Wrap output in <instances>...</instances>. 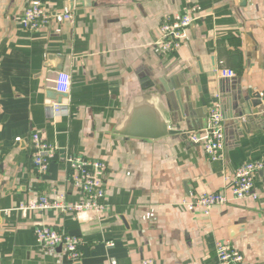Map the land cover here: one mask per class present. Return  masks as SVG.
Here are the masks:
<instances>
[{
    "label": "crops",
    "instance_id": "0c3cea01",
    "mask_svg": "<svg viewBox=\"0 0 264 264\" xmlns=\"http://www.w3.org/2000/svg\"><path fill=\"white\" fill-rule=\"evenodd\" d=\"M30 1L46 6L49 26H20ZM245 1L0 0V264H72L62 249L37 247L39 226L82 239L75 264H217V242L239 251L243 264H264V168L254 177L256 200H232L208 216L184 205L201 191L229 194L224 178L242 164L264 165V98L258 115L247 105V114L236 118L241 98L264 92V0ZM193 5L200 12L192 15L186 40L175 56L160 55L161 22ZM67 14L71 22L61 18ZM220 69L234 77H220ZM61 74L69 90L56 113L59 103L48 95ZM165 87L179 93L183 135L121 136L128 112L147 105V121L154 130L161 125L157 106L165 107ZM215 100L225 128L221 161H211L188 137L203 130ZM36 132L58 149L41 178L30 158ZM69 156L106 164L102 220L53 211L23 218L14 209L41 195L60 192L67 202L80 201L69 181Z\"/></svg>",
    "mask_w": 264,
    "mask_h": 264
},
{
    "label": "built area",
    "instance_id": "2783aa9c",
    "mask_svg": "<svg viewBox=\"0 0 264 264\" xmlns=\"http://www.w3.org/2000/svg\"><path fill=\"white\" fill-rule=\"evenodd\" d=\"M200 8L197 5L190 6L183 14L166 17L158 29L156 46L158 53L162 56H175L187 37V31L192 25L194 14H198ZM52 14L46 6L39 1H30L19 18V24L28 31H38L49 26ZM65 21H72L70 14L61 17ZM219 76L225 79L234 77L231 70L220 69ZM55 92L67 94L69 90L68 76L61 74L54 81ZM264 98V92L260 93ZM56 113L63 110L62 105L54 104ZM189 141L193 145L201 147L204 154L211 161H221L225 150V128L224 119L217 100L213 101L206 110V125L198 133L189 134ZM31 166L37 177H44L49 168L50 161L55 157L58 149L49 143L39 133L31 136ZM69 169V181L75 194L80 201L76 203L67 202L64 195L56 192L53 198L39 196L35 200L20 203L14 209L23 218L30 213H44L53 211L61 214L78 216L82 213H91L99 221L102 220L106 211L104 178L107 172L106 164L101 160L87 159L82 156H69L65 160ZM1 166V157H0ZM261 162H246L239 166L231 176H225L224 189L229 192H205L196 194L194 201L185 202L188 211L196 208L202 210L208 216L210 210L215 206H224L232 200L257 199L255 192V174L263 170ZM230 196V198L228 197ZM36 245L41 250L62 249L67 260L72 264L79 263L82 259L80 247L83 244L81 238L60 233L47 226H39L34 229ZM107 247H113L108 243ZM215 256L217 264H243L242 254L230 247L228 243L217 242L215 244ZM110 264H116L111 260ZM140 264H154L150 259H144Z\"/></svg>",
    "mask_w": 264,
    "mask_h": 264
},
{
    "label": "water",
    "instance_id": "95a60500",
    "mask_svg": "<svg viewBox=\"0 0 264 264\" xmlns=\"http://www.w3.org/2000/svg\"><path fill=\"white\" fill-rule=\"evenodd\" d=\"M83 2L86 6H90L91 0H83ZM70 3L72 5V0H70ZM245 3H246L245 0H241L240 6H244ZM50 58L51 56L49 57V60ZM58 70H60V68H58ZM150 87L151 86L149 87L143 86L144 89H147ZM152 88L155 89L156 91L160 90L157 83H152ZM163 90H164V93H161V94L164 100L165 107L162 106L159 108V106H157L160 114H162L163 116L160 122L161 125L154 130L152 123H149L147 121L148 118L145 116L152 114L150 110V107L152 106L147 105L145 108H143V111H141V113H139L138 109H133L128 112L122 126L118 129V132L121 136L152 140V139H159V138L167 137V136H174V135L182 136L183 135L182 131L179 129V124L185 118L183 117L181 113L179 93L175 91L172 95L170 90H167L166 87ZM153 95L155 98H158L155 95V92ZM48 96L50 99L56 100L59 104L61 103V100L63 97L61 94L58 95L55 92H49ZM240 101H241L240 105L242 106V112L236 117L240 119L242 118L243 114H247V112L243 113L247 105L249 108H252L251 114L253 115H258L260 111L258 110V108H261L263 106L262 105L263 100L260 96V93L254 94V93L248 92L245 97L240 99ZM176 106L178 107L181 117L178 116V113L176 111ZM229 119H232V116ZM232 123L235 124V126L238 125V122H235V120H232ZM241 128H243L242 125H241Z\"/></svg>",
    "mask_w": 264,
    "mask_h": 264
}]
</instances>
